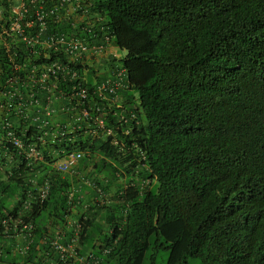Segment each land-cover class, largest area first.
Instances as JSON below:
<instances>
[{
    "label": "trees",
    "instance_id": "1",
    "mask_svg": "<svg viewBox=\"0 0 264 264\" xmlns=\"http://www.w3.org/2000/svg\"><path fill=\"white\" fill-rule=\"evenodd\" d=\"M11 3L0 0V31L9 26ZM93 6L112 43L125 51L118 61L127 86L119 91L120 103H99L110 135L92 137L82 126L55 146L83 151L80 161L123 181L101 257L90 252L100 264H142L149 248L152 264L158 249L168 250V264L188 257L264 264V0H93ZM50 28L76 33L70 21H51ZM5 36L0 86L16 76L24 91L30 65L59 53L34 57L23 42ZM14 62L26 67L15 70ZM68 86L60 81L58 88ZM27 125L21 119L18 127ZM36 132L30 125L25 135ZM50 151L44 150L47 160ZM0 153L3 165V154L21 159L10 145ZM43 167L52 178L48 198L23 220L38 224L35 217L47 210L50 220L62 222L70 212V178ZM17 173L7 176L0 168V219L16 215L10 205L21 187ZM80 221L79 254L85 255L91 219Z\"/></svg>",
    "mask_w": 264,
    "mask_h": 264
},
{
    "label": "built area",
    "instance_id": "2",
    "mask_svg": "<svg viewBox=\"0 0 264 264\" xmlns=\"http://www.w3.org/2000/svg\"><path fill=\"white\" fill-rule=\"evenodd\" d=\"M48 1L12 0L9 6V26L0 31V42L4 41L5 35L12 36L16 38L14 43L21 41L25 44L28 55L35 57L42 53L48 59L50 50L59 53L47 63L36 62L30 65L26 76V91L19 88L16 76L8 77L5 80L7 88L1 89L4 99L0 101V148L12 146L21 159L17 160L11 155L10 162L14 159L15 164L3 165L0 162V168L7 176L17 170L21 187L16 197V215L9 214L0 219V232L9 237L25 238L27 245L32 240L35 225L31 220L23 219L43 206L52 186L49 174L44 172L39 175L40 167L48 166L54 172L78 176V162L83 155L81 150L66 151L56 148L49 153L52 158H56L47 160L43 150H46L45 145L54 139L66 142L73 139L77 131L83 129L82 126L92 137L110 135L112 128L106 126L105 109L99 103L107 106L120 103L119 91L127 86L125 69L119 68L118 57L105 55L112 42L111 35L103 18L92 11L93 0H56V3L49 5ZM2 9L0 7V18ZM51 21L58 22V25L62 21H70L76 33L70 34L65 30L53 32L50 28ZM3 44L6 45L5 42ZM94 56H106V61L113 63V70L109 75L98 78L99 68H95L92 59ZM26 60L28 61L27 57ZM23 67H26V62H14L15 70ZM90 70L94 74L92 85L88 86L87 74ZM60 81L68 83V90L58 88ZM41 93H44L42 98ZM41 99H44L42 110H32ZM56 100L62 101L63 111L74 117V121L62 123L52 118ZM129 117L133 119L134 115ZM13 118L25 119L29 125L19 128L14 125ZM126 120L124 116H119L120 123H125ZM30 125H34L37 132L26 137L25 133ZM125 132L128 133V130ZM133 146L136 148V145ZM60 153L63 154L61 157ZM2 156L7 160L6 154ZM20 164L24 167L22 173ZM39 179L41 181L38 182ZM86 184L96 192L99 205L110 202L100 181L89 179ZM121 192L119 191V196ZM67 197L68 203L73 205L70 187L67 189ZM81 219L84 220L85 217ZM81 227L80 219H73L67 214L62 227H55L51 234L44 236L43 242L47 247L42 251V256L48 264H100L99 258L94 257L91 252L79 254ZM107 251L108 249H104L103 252Z\"/></svg>",
    "mask_w": 264,
    "mask_h": 264
},
{
    "label": "crops",
    "instance_id": "3",
    "mask_svg": "<svg viewBox=\"0 0 264 264\" xmlns=\"http://www.w3.org/2000/svg\"><path fill=\"white\" fill-rule=\"evenodd\" d=\"M73 19H76L74 16H72ZM125 54L124 50H120L117 46H115L112 42L108 45L106 49V56H113L115 55L118 57V60L122 58ZM105 56V57H106ZM105 57H97L94 56L92 59L94 61L95 68L97 70L98 78H103L113 70V63H109L106 61ZM119 68L121 66L120 62H118ZM102 66V67H100ZM29 73V69H28ZM27 73V74H28ZM94 72L89 71L87 74L88 81L93 82V76ZM26 82H28V78L26 77ZM5 90L4 86H0V101L4 99V95L1 92V89ZM28 89V85L24 88V91ZM120 93V92H119ZM122 93V92H121ZM42 97V96H41ZM123 97L120 96V100H122ZM43 100L41 99L40 103L36 105L37 107H32V110H42L43 108ZM62 101L56 100L54 101V107L55 112L52 116L54 120H59L62 123H70V121H74V117L69 116V114H66L62 109ZM14 122V125L18 127L19 125V119L13 118L12 120ZM56 144V145H55ZM55 146H58V139H54L53 142L50 141L48 144L45 145L46 150H53L55 149ZM45 150V149H44ZM7 156V164L12 165L15 164L16 160L11 159V155L6 154ZM78 176H69L66 174H61L60 177H69L70 178V189L72 191V199H73V207L71 208V217L73 219L83 218L84 220L91 219L90 223L86 228V236L84 235L83 238V246H85V251H92L97 256H99L100 247L104 245V238L106 234L110 231V225L109 221L113 218V214L118 215L119 213H116L114 211V208H117V192L118 189L123 184L122 180H115L113 177V174L110 170L106 169H94L92 162L88 161H80L78 162ZM41 172L39 175L47 173L48 170L44 167H40ZM40 175V176H41ZM98 180L102 183L105 192H107L110 202L107 205H98L97 198H96V192L91 188L88 184H86V180ZM41 181V179L38 180V182ZM19 192V188L17 190V193ZM14 200L11 201L10 207H16L17 206V196H14ZM110 204V206H108ZM45 212V214H43ZM114 212V213H113ZM38 224L36 226L38 227V231L35 233L34 236V242L31 244L30 248L27 252H25L23 255L20 254L19 251H17L19 248L23 247L25 245V239L22 237H14V238H8L0 235V243H3L5 246L4 249V258H3V264H48L45 262L39 252V248L43 247V244L41 243V238L44 234L52 233V230L55 228V225L61 224L60 220H50L47 215V210H43L40 215L35 217ZM89 245L93 246L92 248H87ZM82 246V248H84ZM101 254V252H100ZM101 257V256H99ZM77 264V263H76Z\"/></svg>",
    "mask_w": 264,
    "mask_h": 264
},
{
    "label": "rangeland",
    "instance_id": "4",
    "mask_svg": "<svg viewBox=\"0 0 264 264\" xmlns=\"http://www.w3.org/2000/svg\"><path fill=\"white\" fill-rule=\"evenodd\" d=\"M102 67V66H100ZM45 214V212H43ZM153 253L152 249L149 248V250L146 252L145 257L142 261V264H152L151 263V254ZM168 256L169 252L167 249H158L157 252L154 255V261L153 264H168ZM0 264H3L0 262ZM183 264H205L202 262V260L198 257H188L186 262Z\"/></svg>",
    "mask_w": 264,
    "mask_h": 264
},
{
    "label": "clouds",
    "instance_id": "5",
    "mask_svg": "<svg viewBox=\"0 0 264 264\" xmlns=\"http://www.w3.org/2000/svg\"><path fill=\"white\" fill-rule=\"evenodd\" d=\"M67 198H68V197H67ZM72 203H73V201H72ZM67 204L69 205V211H70L69 214H70V217H71V208L73 207V205H71V204L68 203V199H67ZM106 205H107V204H106ZM15 208H16V207H15ZM78 219H80V218H78ZM64 220H65V217H64L63 221L61 222V224H57V225H55V227H62ZM80 220H82V219H80ZM31 221H32V220H31ZM32 222H33V221H32ZM33 223H34V222H33ZM34 225H35V230H34V233H33V236H32V240H31V242L27 245V244H26L27 241L25 240V245L17 250V251L20 252L21 255H23L25 252H27L28 249L30 248L31 244L34 242V236H35L36 229H37L36 223H34ZM46 234H47V233H46ZM46 234H44V235L42 236V238H41V243L43 244V247H42V248H39L40 256H41V258H42L45 262H47V261L43 258V256H42V251H43L44 249H46V247H47V245L43 242L44 236H45ZM0 235H1V236H4V237H8V238H14V237L5 236V235H3L1 232H0ZM48 235H49V234H48ZM24 239H25V238H24ZM26 246H27V247H26ZM4 249H5L4 244H3V243H0V255H2V254L4 253ZM80 249H81V246H80ZM79 251H80V250H79ZM87 252H90V251H87ZM47 263H48V262H47ZM74 264H76V263H74ZM77 264H78V263H77ZM79 264H80V263H79ZM82 264H83V263H82Z\"/></svg>",
    "mask_w": 264,
    "mask_h": 264
}]
</instances>
